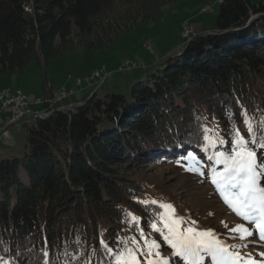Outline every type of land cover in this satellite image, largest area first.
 I'll return each instance as SVG.
<instances>
[{"label":"trees","instance_id":"trees-1","mask_svg":"<svg viewBox=\"0 0 264 264\" xmlns=\"http://www.w3.org/2000/svg\"><path fill=\"white\" fill-rule=\"evenodd\" d=\"M177 1L0 0V77L79 46L104 51ZM214 29L192 34L129 98L93 93L23 123L24 156L0 157V264H114L118 241L138 238L127 213L163 246L149 227L158 209L137 203L153 200L138 171L190 152L210 167L201 130H218L230 148L233 124L248 135L242 111L264 139V1L220 0Z\"/></svg>","mask_w":264,"mask_h":264},{"label":"rangeland","instance_id":"rangeland-1","mask_svg":"<svg viewBox=\"0 0 264 264\" xmlns=\"http://www.w3.org/2000/svg\"><path fill=\"white\" fill-rule=\"evenodd\" d=\"M219 1L178 0L168 4L164 7L163 16L159 21L141 24L119 33L104 51H94L87 46H79L53 57L46 65L34 59L23 73L0 77V92L4 91V88H8L11 92L20 88L29 97V105L35 109L43 108L45 90L48 89L52 90L56 105L76 103L74 98L85 99L95 88L99 97L106 93H118L129 98L131 86L139 77L144 81L148 74L162 66L164 59L157 62L155 57H159L167 49H172L175 44L182 41L181 50L192 36V32L189 36H184V22L194 27L195 33L201 32L203 26L209 28L215 25ZM251 1L258 3L264 0ZM204 6L210 9L204 11ZM146 45L150 46V51ZM179 51L174 53L172 51L167 56L176 55ZM147 55L153 56L155 61L144 65L143 60ZM125 60L136 61L139 67L118 70L121 62ZM100 69H103L108 76L103 80L98 78L92 86L75 82L77 77L92 78L91 74L101 71ZM138 73L140 76H137ZM87 88L90 91H86ZM63 89L66 91L73 89L75 96L60 98L59 92ZM35 99H41V102L33 103ZM0 115V121L6 117V113L1 111V104ZM34 121L30 118L26 123L30 125ZM25 142L24 124L22 122L12 124L0 132V157H23L26 150ZM260 156L264 157V153ZM181 157L155 166L151 164L138 171L137 176H141L147 183L145 196L157 202L173 205L180 217L195 221L193 226L197 229L213 230L228 244H240V240L229 238L231 235L229 230L244 221L231 211L216 192L207 175L209 167L204 166V176L198 175L185 169L184 165L189 161ZM244 243L247 246L239 250L241 254L250 253L258 264H261L264 258L260 257L259 253L264 251V241L254 236ZM161 251L164 257L170 259V264H184L181 258L173 257L171 249L165 245H161Z\"/></svg>","mask_w":264,"mask_h":264},{"label":"snow or ice","instance_id":"snow-or-ice-1","mask_svg":"<svg viewBox=\"0 0 264 264\" xmlns=\"http://www.w3.org/2000/svg\"><path fill=\"white\" fill-rule=\"evenodd\" d=\"M241 117L247 137L233 124L230 148H225L229 141L223 139L218 130L203 128L200 145L206 154L204 159L210 165L207 175L211 184L231 211L244 221L229 230V238L240 240V244H228L213 230L197 229L193 226L195 221L180 217L174 206L167 202L137 201L145 207L156 206L158 211L149 227L171 249L172 256L181 258L184 264H209V261L210 264H258L250 253L242 255L239 250L254 236L264 241V157L258 152V149L264 152V139L258 141L255 138L246 111L241 112ZM234 119L235 114H230L229 120ZM182 159L190 162L184 165L187 171L205 175L204 164L193 153ZM126 215L137 227L138 238L133 236L118 241L123 246L114 256V264H170V259L162 255L160 241L150 238L139 228L138 218L132 213ZM100 244L112 254L113 250L103 240ZM259 256L264 258V251Z\"/></svg>","mask_w":264,"mask_h":264},{"label":"built area","instance_id":"built-area-1","mask_svg":"<svg viewBox=\"0 0 264 264\" xmlns=\"http://www.w3.org/2000/svg\"><path fill=\"white\" fill-rule=\"evenodd\" d=\"M208 6H204L203 10H209ZM183 34L184 36H189L190 32L193 33L192 28L187 24L184 23L183 25ZM147 49L150 51V46L146 45ZM137 66L136 61L125 60L122 61L119 65V70L129 69ZM108 74L105 71L96 72L95 75L90 78H102V80L107 77ZM85 79V80H90ZM80 78H77L76 81L80 82ZM72 91L61 90L59 92L60 98L66 97ZM29 97L20 89H16L15 91L11 92L8 88L4 91L0 92V104H1V111L6 113V117L3 119L2 124L0 125V130L6 129L10 127L12 124H15L19 121H25L28 118L35 119L37 117H44L49 115L51 112L54 111L53 104L54 99L53 97L46 98L43 103H47L43 106L42 109H35L29 105ZM41 99H35L33 103H39ZM59 108H65L64 106H60Z\"/></svg>","mask_w":264,"mask_h":264},{"label":"crops","instance_id":"crops-1","mask_svg":"<svg viewBox=\"0 0 264 264\" xmlns=\"http://www.w3.org/2000/svg\"><path fill=\"white\" fill-rule=\"evenodd\" d=\"M205 11V10H204ZM184 23H187L188 24V22H184ZM184 23H183V25H184ZM190 26V25H189ZM215 26V25H214ZM214 26H210L209 28H206L205 26H203L202 28H201V30L202 31H213V30H215L214 29ZM191 28L193 29L194 27H192L191 26ZM195 29V28H194ZM193 29V30H194ZM200 30V31H201ZM182 44V41L181 42H179V44H175L174 45V47L172 48V49H167L166 50V52L165 53H162L159 57H155V59H156V61L158 62L159 60H161V59H164L167 55H168V53H171L172 51H173V53H174V51H179L180 50V45ZM153 61H155L154 60V57L153 56H151V55H147L146 57H145V60H143V62H144V65H146V64H150V63H152ZM147 62V63H146ZM88 75V74H87ZM86 75V76H87ZM137 76H140V73H138L137 74ZM85 77V76H84ZM84 77H81V81L79 82V84H83V83H85V85L86 86H92L93 84H94V82H96V80L98 79V78H93V79H90V80H85V78ZM140 78V77H139ZM76 82V81H75ZM76 83H78V82H76ZM84 85V86H85ZM20 89V88H19ZM52 90H50V92H51ZM72 91H73V93L72 94H70V95H68L67 97L69 98V96H73L74 94H75V91L72 89ZM80 92V91H79ZM48 93H49V91H48ZM75 96V95H74ZM67 97H65V98H67ZM78 97H80V96H78ZM83 100V99H82ZM81 99H79V98H74V102H76V103H78V102H80V101H82ZM76 103H73V104H76ZM54 105H56V104H54ZM1 116V115H0ZM2 121H3V119L0 121V125H1V123H2ZM1 132V131H0ZM2 153V152H1Z\"/></svg>","mask_w":264,"mask_h":264},{"label":"water","instance_id":"water-1","mask_svg":"<svg viewBox=\"0 0 264 264\" xmlns=\"http://www.w3.org/2000/svg\"><path fill=\"white\" fill-rule=\"evenodd\" d=\"M259 14H263V13H256V14H253L250 18H249V21H251L253 18H255L256 16H258ZM238 28H233V30H237ZM216 32V31H214Z\"/></svg>","mask_w":264,"mask_h":264},{"label":"bare ground","instance_id":"bare-ground-1","mask_svg":"<svg viewBox=\"0 0 264 264\" xmlns=\"http://www.w3.org/2000/svg\"><path fill=\"white\" fill-rule=\"evenodd\" d=\"M100 70L102 71L103 69H100ZM101 71H95V72H93V73L91 74L90 77H93V76L95 75L96 72H101ZM87 78H88V77H87ZM4 89H7V88H4Z\"/></svg>","mask_w":264,"mask_h":264}]
</instances>
